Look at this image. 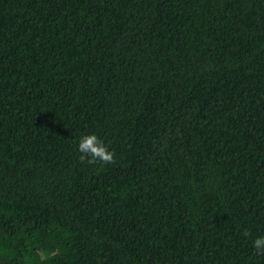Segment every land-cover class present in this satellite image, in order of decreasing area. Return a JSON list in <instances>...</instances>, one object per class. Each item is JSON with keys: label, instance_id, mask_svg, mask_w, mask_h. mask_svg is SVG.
Segmentation results:
<instances>
[{"label": "trees", "instance_id": "1", "mask_svg": "<svg viewBox=\"0 0 264 264\" xmlns=\"http://www.w3.org/2000/svg\"><path fill=\"white\" fill-rule=\"evenodd\" d=\"M261 234L264 0H0V264H264Z\"/></svg>", "mask_w": 264, "mask_h": 264}, {"label": "clouds", "instance_id": "2", "mask_svg": "<svg viewBox=\"0 0 264 264\" xmlns=\"http://www.w3.org/2000/svg\"><path fill=\"white\" fill-rule=\"evenodd\" d=\"M78 151L83 154L81 156L82 159L87 156L90 162L99 160L110 163L114 158V151L110 150L104 140L94 132L83 134L79 137ZM244 234L247 235V231ZM253 246L257 250L264 251V234L256 236Z\"/></svg>", "mask_w": 264, "mask_h": 264}]
</instances>
